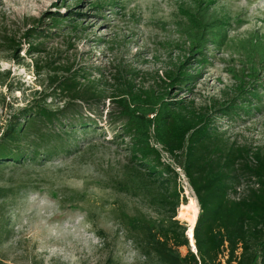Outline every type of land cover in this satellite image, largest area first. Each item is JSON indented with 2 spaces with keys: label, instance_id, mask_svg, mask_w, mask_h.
<instances>
[{
  "label": "rangeland",
  "instance_id": "obj_1",
  "mask_svg": "<svg viewBox=\"0 0 264 264\" xmlns=\"http://www.w3.org/2000/svg\"><path fill=\"white\" fill-rule=\"evenodd\" d=\"M207 1L229 23L233 43L254 32L264 35V0ZM192 2L0 0V136L17 112L50 93L48 77L55 67L85 70L108 86L107 91L115 88L119 74L127 79L140 74L138 86H156L158 76L185 60L176 47L182 42L177 24L180 7ZM54 14L71 22L61 30L52 28L48 17ZM31 28L52 32L50 39L35 41L43 44L40 54L30 55L22 39ZM9 39L23 43L21 52L9 49ZM210 48L209 66L192 60L193 73H200L193 91L174 90L171 97L210 110L230 143L264 152V74L256 82L261 100L248 97L251 113L222 117L221 105L238 95L229 70L240 71L241 63L234 45L223 51ZM46 102L54 109L63 105L57 99ZM86 107L81 115L93 120L88 121L92 127L82 131L79 126L73 138L63 137L61 143L71 147L67 153L0 167V264H156L140 255L122 225V213L166 218L167 213L152 201L158 190L136 187L129 169L130 141L123 138V123L111 114L114 106L109 99ZM58 144L53 141L49 146ZM164 157L179 172L187 201L175 220L188 228L190 202L197 201L196 196L179 165ZM247 182H241L239 192ZM198 212L199 217L200 207ZM181 252L185 255L187 249Z\"/></svg>",
  "mask_w": 264,
  "mask_h": 264
},
{
  "label": "trees",
  "instance_id": "obj_2",
  "mask_svg": "<svg viewBox=\"0 0 264 264\" xmlns=\"http://www.w3.org/2000/svg\"><path fill=\"white\" fill-rule=\"evenodd\" d=\"M211 4L193 0L180 7L177 27L182 42L176 47L185 54V60L158 76L156 86H138L140 74H131V79L119 74L114 78L115 88L107 91L104 88L108 86H102L85 70L55 67L48 77L50 93L44 94L43 100L40 93L41 98L17 112L2 132L0 167L67 153L71 147L69 142L61 143L63 137L73 138L79 126L82 131L92 127L88 121L93 120L81 115L83 105L91 109L109 99L114 106L111 114L123 123V138L130 141L129 169L136 187L157 189L152 201L167 213L162 220L122 213V225L140 255L156 264H264V152L230 143L219 132V118L210 110L171 97L174 90L193 91L200 73H193L192 60L206 68L210 65V47L223 51L234 45L241 70L229 72L238 95L218 111L222 117L250 114V98L261 100L256 82L264 74V35L254 32L233 43L229 23L212 10ZM59 16L48 18L52 28L61 30L71 21ZM49 33L41 28L24 33L22 39L29 45L30 55L43 52V44L35 41L50 39ZM6 41L11 51L21 52L22 42ZM48 99L63 105L54 109L47 104ZM53 141L60 145L50 147ZM165 155L183 170L200 207L193 229L196 254L186 235L189 225L187 228L175 220L178 208L187 201L178 182L179 172L164 160ZM243 180L248 182L241 193L238 189ZM183 248L187 249L185 255Z\"/></svg>",
  "mask_w": 264,
  "mask_h": 264
},
{
  "label": "bare ground",
  "instance_id": "obj_3",
  "mask_svg": "<svg viewBox=\"0 0 264 264\" xmlns=\"http://www.w3.org/2000/svg\"><path fill=\"white\" fill-rule=\"evenodd\" d=\"M191 209L192 212L189 213L188 215V221H189V229H188V233H189V238L192 240V243L194 244V237H193V229L197 224V220H198V210H199V204L195 199H192L191 202ZM195 250V248H194Z\"/></svg>",
  "mask_w": 264,
  "mask_h": 264
},
{
  "label": "water",
  "instance_id": "obj_4",
  "mask_svg": "<svg viewBox=\"0 0 264 264\" xmlns=\"http://www.w3.org/2000/svg\"><path fill=\"white\" fill-rule=\"evenodd\" d=\"M186 235H187V238L189 239V242H190V246H191L192 251L196 254L197 253L196 246H195V244L192 243V240L189 238L190 236H189L188 231H187ZM194 248H195V250H194Z\"/></svg>",
  "mask_w": 264,
  "mask_h": 264
}]
</instances>
